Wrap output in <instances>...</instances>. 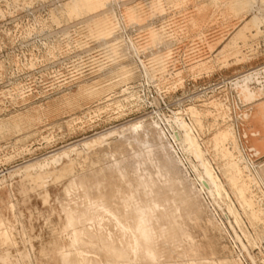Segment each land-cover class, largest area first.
<instances>
[{"label":"rangeland","instance_id":"374dc122","mask_svg":"<svg viewBox=\"0 0 264 264\" xmlns=\"http://www.w3.org/2000/svg\"><path fill=\"white\" fill-rule=\"evenodd\" d=\"M68 1L0 0V213L11 227V241L0 243V253L8 250L10 256L0 264H28L21 260L25 255H30L31 264H60L58 250L69 245L61 211V203L72 199L64 193L69 178L89 167L111 164L113 157L98 150L110 151L136 119L157 120L167 136L174 117L191 124V108L199 112L202 123L201 129H194L197 141L229 195L228 199L201 194L205 210L187 223L198 256L264 264V189L248 183L260 216L251 222L219 170L224 160L211 148L214 133L232 127L250 173L264 169V142L248 140L251 133L242 127L256 125L245 122L256 105L243 101L235 84L246 72H255L264 81V24L260 31L249 27L246 44L238 40L235 50L228 51L230 38L243 23L264 11V0L237 14L224 5L214 7L213 0L177 5L166 0H108L87 22L62 12ZM158 1L160 10L155 6ZM132 6L138 8V20H122L124 9ZM102 11L117 15V30L100 32ZM193 20L198 21L195 26ZM160 28L166 41L152 43L149 30ZM130 43L136 53L122 55L121 45L130 48ZM254 85L252 80L250 86ZM244 113L249 117L244 119ZM100 133L106 137L101 144L83 146ZM226 147L236 159V149ZM153 148L142 147L139 159L156 160L161 153L156 147L157 157ZM63 149L59 160L52 162L48 156ZM128 155L117 158L129 159ZM45 158L47 165L24 171L25 164L38 160L43 165ZM183 163L182 172L199 183L202 179L193 169L196 159L185 157ZM246 175L242 169V179ZM228 205L238 209L239 224ZM162 245L172 250L171 259H182L178 243Z\"/></svg>","mask_w":264,"mask_h":264},{"label":"bare ground","instance_id":"6f19581e","mask_svg":"<svg viewBox=\"0 0 264 264\" xmlns=\"http://www.w3.org/2000/svg\"><path fill=\"white\" fill-rule=\"evenodd\" d=\"M185 1L187 0H166L172 5ZM107 2L108 0H70L64 4L62 12L69 17H84L87 22L98 14L97 11H100V8H103ZM212 3L214 7L224 5L230 13L237 14L253 8L257 0H228L224 4H221L219 0H213ZM155 6L160 10L162 3L158 1ZM113 14L108 15L106 12L102 14L100 25H97L101 28L100 32L105 29L107 31L117 30L120 27L115 18L117 15L114 17ZM138 18V8L132 6L124 9L122 20L134 22ZM197 22L193 20L192 24L195 26ZM261 24H264V11L254 14L248 23H243L230 38L228 51L235 50L234 47L237 46L238 40H242V44H246L245 30L255 27L256 31H260ZM164 31L163 28L150 29L151 42H165L166 40L163 41L166 36ZM127 37L129 38V36ZM115 39L117 40L116 37ZM122 42L124 41L122 40ZM124 44L121 45L124 47L122 55H127L130 52L136 53L134 45L130 43V48L125 45L126 48ZM207 63L208 61H205L200 65L203 67ZM198 65L196 64L192 68ZM252 80L256 85L250 86ZM235 84L238 88L237 93L243 101L255 104L256 108L264 111V81L259 80L255 72L243 73ZM214 105L217 107L220 106V103ZM190 115L191 124L184 121L182 117H174L169 123L172 131L167 136L161 132L157 120L136 119L137 121L125 126L126 133L123 131L119 134V140L115 145L112 144L114 147L112 146L110 151L107 149L98 150L103 155L110 154V157H113L111 164L99 168L89 167L83 174L72 172L74 174L64 187L65 195L72 199L61 203L62 231L69 233V245L58 250L60 264H240L233 258L199 257L198 244L193 240L187 226L191 217L199 218L203 212V203L200 201L202 193L208 192L210 196L216 195L218 198L229 199L223 182L194 134L196 126L199 129L202 128L199 112L195 108H191ZM248 117V113L243 114L244 119ZM108 133L110 135L111 131ZM255 134L253 133V136ZM105 138L104 134L100 133L91 142L83 141L82 144L84 147L101 144ZM170 138L178 144L182 155H179L171 144ZM238 140L232 127H226L214 133L211 148L216 156L224 160L219 170L237 197L243 213L253 222L260 219L259 207L252 199L253 195L248 183L260 184L264 189V169L254 168L253 173H250L248 161L238 147ZM226 144H230L236 149L239 154L236 159ZM151 146L152 148L156 146L159 150L157 151L161 153L158 157L159 153H157L156 147L153 148L158 157L157 161L151 158L153 159L151 162L149 157L147 158L150 163L147 162L148 160L139 159L140 149L142 147L151 148ZM65 150H56L47 156L53 158L52 162H56ZM256 150L260 153L259 149L256 148ZM128 152H132V155ZM125 153L129 154V159L117 158L118 155H125ZM156 156L153 154V157L156 158ZM190 156L196 159L197 164L193 169L202 179L199 183L194 181L197 185L182 172L179 166V164H184L185 157ZM47 164L48 159L45 158L43 165L36 160L25 164L23 169L28 171L34 166L43 167ZM241 165L243 166L241 167ZM242 169L246 173L248 172L246 179L241 177ZM228 212L239 224L238 209L228 205ZM107 225L113 227H107L108 230L104 229ZM10 241V223L0 213V243L4 244ZM165 242L178 243L182 259H171L172 250H167L162 245ZM9 256V251L5 250L4 253H0V261L8 260ZM21 260H27L28 264H31L30 255L21 257ZM8 264H24V262L9 261Z\"/></svg>","mask_w":264,"mask_h":264},{"label":"crops","instance_id":"0c3cea01","mask_svg":"<svg viewBox=\"0 0 264 264\" xmlns=\"http://www.w3.org/2000/svg\"><path fill=\"white\" fill-rule=\"evenodd\" d=\"M252 107L253 111H251V116L249 117V120H246L245 122H247V124L250 122H255L256 125L254 126V128H250L249 126L246 127L243 123V130L245 132L251 133V137L248 140L264 142V111H261L260 109L255 108L254 106ZM253 133L256 134L252 137ZM254 147L259 149L261 153V149L259 146Z\"/></svg>","mask_w":264,"mask_h":264},{"label":"built area","instance_id":"2783aa9c","mask_svg":"<svg viewBox=\"0 0 264 264\" xmlns=\"http://www.w3.org/2000/svg\"><path fill=\"white\" fill-rule=\"evenodd\" d=\"M170 141L171 144L175 147L176 151L181 154L180 149H178V144L172 138H170Z\"/></svg>","mask_w":264,"mask_h":264}]
</instances>
